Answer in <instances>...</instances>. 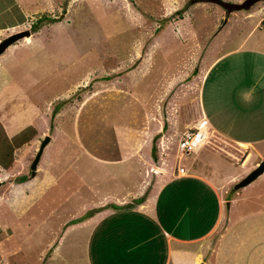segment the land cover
I'll use <instances>...</instances> for the list:
<instances>
[{
    "label": "rangeland",
    "instance_id": "obj_1",
    "mask_svg": "<svg viewBox=\"0 0 264 264\" xmlns=\"http://www.w3.org/2000/svg\"><path fill=\"white\" fill-rule=\"evenodd\" d=\"M236 2L248 7L231 9ZM88 9L86 18L69 12L70 24L41 18L0 53V195L10 188L16 199L15 209L0 199V221L13 235L0 228V264H70V249L103 213L151 198L180 163L192 165L193 153L176 147L200 113L203 68L246 34L264 0H94ZM242 158L234 157L249 168L258 157ZM258 179L238 189L230 179L226 198L256 193Z\"/></svg>",
    "mask_w": 264,
    "mask_h": 264
},
{
    "label": "crops",
    "instance_id": "obj_2",
    "mask_svg": "<svg viewBox=\"0 0 264 264\" xmlns=\"http://www.w3.org/2000/svg\"><path fill=\"white\" fill-rule=\"evenodd\" d=\"M91 1L0 0V37L30 30L27 25L44 12L59 11L62 16L58 19L54 15L55 22L62 24L65 20L70 24L66 19L69 12L90 17ZM83 7L85 14L81 12ZM251 14L249 17H254ZM88 29L76 25L74 31ZM240 32L238 42L215 54L203 68L200 113L189 126L186 123L188 129L205 120L207 128L204 141L189 151L193 164L180 163L183 172L166 175L168 178L151 198L130 206L114 205L103 213L97 225L89 229V236L83 237L84 242L79 241V248L70 249V264H264V170L253 179L263 175L258 179L261 188L254 194L235 190L226 198L224 189L227 181L238 180L264 159V13L256 17L245 35L243 29ZM6 71L0 74V80L7 78ZM238 152L242 160L254 154L258 158L244 168L234 159ZM199 161L205 164L197 165ZM224 167L227 172H222ZM29 194L24 197L31 201L33 195ZM0 199L12 207L16 204L10 188ZM249 201L252 207L246 208ZM5 227L9 226L0 221L4 237H12V231L5 232ZM61 240L50 249L48 260L57 254ZM2 264L8 263L4 260Z\"/></svg>",
    "mask_w": 264,
    "mask_h": 264
},
{
    "label": "water",
    "instance_id": "obj_3",
    "mask_svg": "<svg viewBox=\"0 0 264 264\" xmlns=\"http://www.w3.org/2000/svg\"><path fill=\"white\" fill-rule=\"evenodd\" d=\"M30 30L29 29H21L17 31H13L9 34H7L4 38L0 40V53H2L10 44L18 40L19 38L24 37L25 35H29ZM50 136L48 134H45V137L41 141L38 150L30 164L31 173L30 175H34L36 172V166L40 159V155L43 151L44 146L46 145L47 141L49 140ZM264 170V159L261 160L255 167H253L250 171H248L245 175H243L241 178L235 181L233 188L238 189L253 179H255L262 171Z\"/></svg>",
    "mask_w": 264,
    "mask_h": 264
},
{
    "label": "built area",
    "instance_id": "obj_4",
    "mask_svg": "<svg viewBox=\"0 0 264 264\" xmlns=\"http://www.w3.org/2000/svg\"><path fill=\"white\" fill-rule=\"evenodd\" d=\"M205 120L200 124L195 125L194 129H187L183 132L178 140L177 148L180 153L189 152L197 147L201 143L206 135L207 128L204 126ZM179 172H183V166L179 167Z\"/></svg>",
    "mask_w": 264,
    "mask_h": 264
},
{
    "label": "trees",
    "instance_id": "obj_5",
    "mask_svg": "<svg viewBox=\"0 0 264 264\" xmlns=\"http://www.w3.org/2000/svg\"><path fill=\"white\" fill-rule=\"evenodd\" d=\"M235 4V3H234ZM236 5V6H235ZM235 5H233L232 7H230L231 9H234V7L235 8H247L248 6L247 5H245V4H240L239 5V2H236V4ZM230 8H228L227 7V9H230ZM230 9V10H231ZM41 18H45V19H49V20H52V19H54L55 20V17H53L52 15H49V13H43L42 15H40L39 17H37L35 20H33L32 21V25L35 27V28H37V26H38V21L39 20H41ZM60 100V99H59ZM61 104V103H60ZM60 104H58L56 107H55V110L53 111V113H52V115L54 114V112L55 111H57V109L59 108V106H60ZM145 197H146V195H144V196H141V197H138V198H136L135 200H134V202L135 203H138V202H141L142 200H144L145 199ZM134 203V204H135ZM81 217H83V215L81 216Z\"/></svg>",
    "mask_w": 264,
    "mask_h": 264
},
{
    "label": "clouds",
    "instance_id": "obj_6",
    "mask_svg": "<svg viewBox=\"0 0 264 264\" xmlns=\"http://www.w3.org/2000/svg\"><path fill=\"white\" fill-rule=\"evenodd\" d=\"M203 141H204V139H203ZM180 152V151H179Z\"/></svg>",
    "mask_w": 264,
    "mask_h": 264
},
{
    "label": "bare ground",
    "instance_id": "obj_7",
    "mask_svg": "<svg viewBox=\"0 0 264 264\" xmlns=\"http://www.w3.org/2000/svg\"><path fill=\"white\" fill-rule=\"evenodd\" d=\"M26 38H28V37H26Z\"/></svg>",
    "mask_w": 264,
    "mask_h": 264
}]
</instances>
